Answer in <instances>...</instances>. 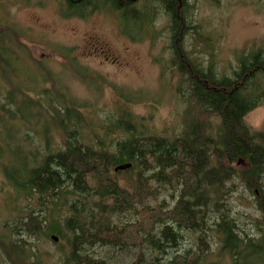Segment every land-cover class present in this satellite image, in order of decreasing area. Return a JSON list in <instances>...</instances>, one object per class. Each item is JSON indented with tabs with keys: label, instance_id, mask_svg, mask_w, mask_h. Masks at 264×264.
Instances as JSON below:
<instances>
[{
	"label": "trees",
	"instance_id": "16d2710c",
	"mask_svg": "<svg viewBox=\"0 0 264 264\" xmlns=\"http://www.w3.org/2000/svg\"><path fill=\"white\" fill-rule=\"evenodd\" d=\"M189 1L158 0L172 40L180 44L190 31ZM4 35L0 174L10 202L0 214V264H49L39 247L51 237L61 243L57 264H105L88 254L93 248L136 250L134 264H206L212 247L234 264L264 257V233L256 226L255 235L242 231L230 204L239 187L264 202V131L244 123L248 113L264 106V49L239 57L227 76L201 67L173 43L171 65L186 105L181 134L143 136L127 109H119L102 127L104 136L118 134L119 140L96 138L93 146L88 135L96 129L89 128L82 109L64 94L55 96V85L40 88L49 81L43 74L41 82L18 78L24 71L21 55L4 47ZM8 71L15 80L7 92ZM124 164L131 167L114 173ZM120 175L129 177L125 187ZM168 188L172 207L165 200L152 205ZM127 216L134 221L120 223ZM186 233L193 235V248H182ZM145 250L155 255L146 261Z\"/></svg>",
	"mask_w": 264,
	"mask_h": 264
},
{
	"label": "rangeland",
	"instance_id": "374dc122",
	"mask_svg": "<svg viewBox=\"0 0 264 264\" xmlns=\"http://www.w3.org/2000/svg\"><path fill=\"white\" fill-rule=\"evenodd\" d=\"M34 4L26 0H0V34H6L2 44L21 55L20 66L24 71L18 78L22 82H41L39 74H43L49 81H43L40 88L52 89L55 85L57 91L51 90L55 96L64 94L76 108L82 109L89 128L96 129L88 135L93 146L96 138L107 144L119 140L118 134L106 137L102 131L104 122L116 117L119 109H127L135 120L137 133L143 136L173 139L181 134L186 105L177 68L171 65L173 43L179 42V50L182 46L185 54L201 67L212 66L217 74L227 76L236 70L239 57L264 49V0L189 1L185 25L190 31L181 44L180 40H172V25L158 0L137 1L134 7L123 9L126 16L121 20L113 15L87 21L33 16ZM4 57L9 58L7 53ZM5 74L6 80L12 81L3 84L8 92L13 89L15 78L12 79L10 71ZM29 98L36 96L32 94ZM244 123L254 132L264 131V106L248 113ZM52 137L59 143L56 134L52 133ZM128 179L125 175L117 178L121 187H125ZM171 195V188L161 190L151 204L165 200L172 207ZM9 197L0 174L3 217ZM230 204L231 216L238 220L242 231L255 235L256 226L264 233V202H258L239 187ZM133 221L128 216L120 218L122 224ZM60 244L49 241L39 247L49 264L58 263ZM182 244V248H193V235L186 233ZM87 252L105 264H134L138 254L136 250L119 252L109 248ZM173 253L168 251L169 255ZM154 255L144 251L146 261ZM258 258L250 263L264 264V257L263 261ZM205 263L234 264V261L227 256L218 257L212 247Z\"/></svg>",
	"mask_w": 264,
	"mask_h": 264
},
{
	"label": "flooded vegetation",
	"instance_id": "af4514ba",
	"mask_svg": "<svg viewBox=\"0 0 264 264\" xmlns=\"http://www.w3.org/2000/svg\"><path fill=\"white\" fill-rule=\"evenodd\" d=\"M34 1L33 16H46L55 20L87 21L93 18L124 17L123 9L134 7L139 0H26ZM180 3V0H171ZM182 1V0H181ZM150 3V0H148ZM150 8V7H149ZM30 9V8H27ZM123 15V16H122ZM263 261V258L262 260ZM262 263V262H261Z\"/></svg>",
	"mask_w": 264,
	"mask_h": 264
},
{
	"label": "water",
	"instance_id": "95a60500",
	"mask_svg": "<svg viewBox=\"0 0 264 264\" xmlns=\"http://www.w3.org/2000/svg\"><path fill=\"white\" fill-rule=\"evenodd\" d=\"M130 167H131L130 164H124V165H122V166H119V167L115 168V169H114V173L126 171V170H128ZM51 241H52L53 243H57V242H58V239H57L56 237H51Z\"/></svg>",
	"mask_w": 264,
	"mask_h": 264
}]
</instances>
